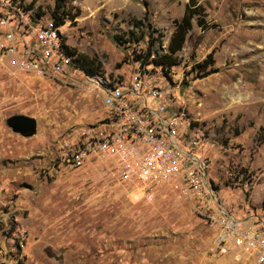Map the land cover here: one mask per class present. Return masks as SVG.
<instances>
[{"label": "rangeland", "instance_id": "1", "mask_svg": "<svg viewBox=\"0 0 264 264\" xmlns=\"http://www.w3.org/2000/svg\"><path fill=\"white\" fill-rule=\"evenodd\" d=\"M21 2L52 19L55 0ZM188 2H68L73 19L62 26L64 42L73 57L99 61L98 76L149 75L167 92L168 108L200 133L196 156L209 158L221 204L240 217L246 209L264 217V0H193L197 15L173 55L177 65L167 75L153 64L143 70L136 56L148 36L133 20L147 12L155 50L165 54ZM210 53L212 73L199 78ZM17 58L0 54V264H254L215 249L216 229L177 182L153 190L149 201L117 181L100 156L82 167L63 161L83 130L104 117L102 101L81 77L75 83L22 72ZM16 115L34 118L36 133H14L7 120Z\"/></svg>", "mask_w": 264, "mask_h": 264}, {"label": "built area", "instance_id": "2", "mask_svg": "<svg viewBox=\"0 0 264 264\" xmlns=\"http://www.w3.org/2000/svg\"><path fill=\"white\" fill-rule=\"evenodd\" d=\"M62 26L36 16L21 0H0V54L17 55L22 72L41 77H81L100 97L104 117L98 126L83 130L82 138L62 157L82 167L95 156L107 162L117 181L136 186L145 200L153 190L175 181L182 194L211 227L216 229L215 249L220 254L246 255L254 264H264V217L237 215L221 204L215 184L208 179L207 161L198 130L181 113L168 107L167 92L146 73L128 79L87 76L72 63ZM154 101L155 106L150 103ZM250 190V182L243 185Z\"/></svg>", "mask_w": 264, "mask_h": 264}, {"label": "trees", "instance_id": "3", "mask_svg": "<svg viewBox=\"0 0 264 264\" xmlns=\"http://www.w3.org/2000/svg\"><path fill=\"white\" fill-rule=\"evenodd\" d=\"M75 0H55V10L52 13V20L57 26H63L66 18L73 19V16H69L66 12L65 5L68 2ZM197 15V7H194L193 0H189L186 5L185 13L180 19L173 20L174 30L170 37V40L167 45V53L159 54L155 50L156 38H154V31L151 29L149 22L148 14L145 12L144 16L140 20L134 19L132 26L136 29H142L145 24L147 36H148V46L145 53L138 54L136 56V61H138L142 67L145 69L146 65L153 64L155 67H160L164 74H168L170 69L177 65V61L174 58V54L182 49V46L185 42L186 36L192 27V20ZM197 25L203 27L205 25L204 20L198 19ZM143 31V30H142ZM145 32V33H146ZM143 38L145 37L144 32ZM115 39L118 40L119 37L115 36ZM67 53L72 57L73 65L81 70L87 76H94L101 72L102 64L97 61L95 58H88L86 56H77L73 57L72 52L68 49ZM214 64L213 53H210L207 58L202 62V71H206L204 75L199 76V78L205 77L212 73L210 68Z\"/></svg>", "mask_w": 264, "mask_h": 264}, {"label": "water", "instance_id": "4", "mask_svg": "<svg viewBox=\"0 0 264 264\" xmlns=\"http://www.w3.org/2000/svg\"><path fill=\"white\" fill-rule=\"evenodd\" d=\"M7 125L14 133L23 137H30L36 133L37 122L34 118L23 115L12 116L7 120Z\"/></svg>", "mask_w": 264, "mask_h": 264}]
</instances>
